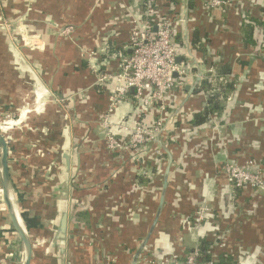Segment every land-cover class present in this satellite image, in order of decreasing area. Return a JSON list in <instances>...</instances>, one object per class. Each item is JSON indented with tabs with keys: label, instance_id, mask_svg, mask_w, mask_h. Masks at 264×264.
I'll return each instance as SVG.
<instances>
[{
	"label": "crops",
	"instance_id": "crops-1",
	"mask_svg": "<svg viewBox=\"0 0 264 264\" xmlns=\"http://www.w3.org/2000/svg\"><path fill=\"white\" fill-rule=\"evenodd\" d=\"M147 1L156 4L153 20L173 18L180 57L196 59L199 70L162 102L146 105L131 91L112 116L130 127L161 119L173 156L165 201L137 264L183 259L196 247L214 264H264V189L234 188L225 172L228 162L253 160L264 175V0L211 10L207 0H188V43L183 0L175 13L163 0H0V132L31 264H133L156 217L168 156L153 140L108 148L103 120L118 82L98 81L120 72ZM208 78L234 90L197 127L190 121L206 104ZM195 84L188 97L186 86ZM23 263L0 179V264Z\"/></svg>",
	"mask_w": 264,
	"mask_h": 264
},
{
	"label": "built area",
	"instance_id": "built-area-1",
	"mask_svg": "<svg viewBox=\"0 0 264 264\" xmlns=\"http://www.w3.org/2000/svg\"><path fill=\"white\" fill-rule=\"evenodd\" d=\"M228 2L229 0H207L205 9L218 8ZM154 11L155 9L149 6L145 13L152 16ZM177 31L173 18L165 17L156 21L153 18L144 17L141 13V19L132 33L131 53L123 57L120 72L108 76L103 74L99 77L100 83L108 79H116L118 82L110 96L108 110L103 120L107 131V146L110 150L137 149L152 140L163 127L164 122L161 119L157 120L155 127L152 128L142 123H136L130 127L122 122L115 124L112 116L117 104L131 92L132 88H135V96L142 98L144 104L152 105L162 102L167 92L187 80L193 69L192 63L177 61L180 56V49L176 44ZM148 88L150 92L147 94ZM122 133H129V138L119 136ZM225 172L229 184L234 188L250 186L264 189V175L253 160H249L245 165L228 162L225 164ZM203 211L204 209L197 218L199 222L203 218ZM201 255L200 248L196 247L183 259L173 258L161 261L149 258L146 262L147 264H214L213 260L200 259Z\"/></svg>",
	"mask_w": 264,
	"mask_h": 264
},
{
	"label": "water",
	"instance_id": "water-1",
	"mask_svg": "<svg viewBox=\"0 0 264 264\" xmlns=\"http://www.w3.org/2000/svg\"><path fill=\"white\" fill-rule=\"evenodd\" d=\"M188 3H189L188 0H183L184 11L179 18V20L181 21V23H183V25L185 27L184 35L186 36L187 43H188V32H187L188 25L187 24H188V8H189ZM188 45L189 44H187V47L189 48ZM189 51H190V55H193L190 48H189ZM177 61L181 62L182 58L179 56L177 58ZM190 63H192V68L199 70L198 62L196 59H194L192 62L190 61ZM201 79H202V72L199 71L196 84ZM196 84L194 86H191V85L186 86V89L189 92L188 97L194 91ZM131 91L135 92L136 90H135V88H132ZM166 129H167V126L166 125L163 126L159 130V132L152 138L153 141H158L160 143L164 152L168 156V164H167V168L165 170L163 189H162V194H161V198H160V204H159L156 217L152 223L150 230L148 231L143 242L141 243V245L138 247V249L136 250V252L134 254L133 264H137L139 256L147 249V247H148L147 245H148L150 238L154 232V229L156 227L158 218L160 216V213H161L164 201H165L171 164L173 162V156H172L171 152L167 149L166 145L161 140L162 133ZM112 132L116 133L114 130H112ZM0 148H1L0 179H1V185H2V200L6 205V208H7L13 229L18 234V237H19V239L23 245V248H24V263L23 264H31L32 256H33V246H32L30 237L27 233V230L25 228V225L23 223V220L19 214L18 208H17L13 184H12V180H11L10 168H9V149L10 148H9L8 140L6 139V137L1 132H0ZM66 226H67V216L65 215L62 219V222H61L60 231L57 234V237L62 242H64L67 238ZM64 254H65V248H64V246H62L61 250H60V258L62 260V263L64 260Z\"/></svg>",
	"mask_w": 264,
	"mask_h": 264
},
{
	"label": "trees",
	"instance_id": "trees-1",
	"mask_svg": "<svg viewBox=\"0 0 264 264\" xmlns=\"http://www.w3.org/2000/svg\"><path fill=\"white\" fill-rule=\"evenodd\" d=\"M163 2L166 5V7H173L171 11L172 13H175L176 6L180 4L181 0H163ZM149 6L155 9L156 4L147 1L145 4H143L142 10H143V16L151 19L153 18V15L148 16L145 13ZM229 71H230L229 66H226L221 69L219 75L223 76V74ZM201 88L207 91L208 98L203 109L196 112L190 121L194 126L197 127L205 124L210 119V117L218 114L219 112H221V110H223L224 101L228 97V94L234 90V84L231 82H227L225 80L221 82H218L217 80V85H214V79L208 78L207 80H204L201 83ZM151 89H153V87H151ZM200 250L202 253L200 259L211 260L210 256H208L207 254L204 255L203 252L204 249L203 250L200 249Z\"/></svg>",
	"mask_w": 264,
	"mask_h": 264
}]
</instances>
